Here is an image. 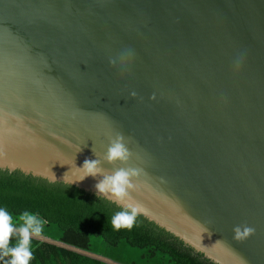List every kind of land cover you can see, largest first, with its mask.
I'll list each match as a JSON object with an SVG mask.
<instances>
[{
	"label": "water",
	"instance_id": "water-1",
	"mask_svg": "<svg viewBox=\"0 0 264 264\" xmlns=\"http://www.w3.org/2000/svg\"><path fill=\"white\" fill-rule=\"evenodd\" d=\"M86 158L143 170L137 219L264 264V0H0V175L122 211Z\"/></svg>",
	"mask_w": 264,
	"mask_h": 264
},
{
	"label": "trees",
	"instance_id": "trees-1",
	"mask_svg": "<svg viewBox=\"0 0 264 264\" xmlns=\"http://www.w3.org/2000/svg\"><path fill=\"white\" fill-rule=\"evenodd\" d=\"M0 207L47 221L42 235L32 237L30 264H214L139 219L117 231L111 218L118 210L25 180L0 175ZM18 240L14 234L10 246Z\"/></svg>",
	"mask_w": 264,
	"mask_h": 264
},
{
	"label": "clouds",
	"instance_id": "clouds-1",
	"mask_svg": "<svg viewBox=\"0 0 264 264\" xmlns=\"http://www.w3.org/2000/svg\"><path fill=\"white\" fill-rule=\"evenodd\" d=\"M131 157L132 153L125 144V137L117 133L111 139L103 161L109 164H116L117 162L127 164ZM103 161L101 159L86 158L83 166L77 167L83 173L78 181H83L87 177H103L95 184L97 195L105 197L123 209L112 216L111 225L113 229L117 231L121 229L130 230L135 225L136 219L143 209L139 203L128 202L129 192L135 188L133 181L141 175L143 170L133 167H120L109 170L102 166ZM52 175L53 179L57 180L53 172ZM46 223L47 221L37 213L23 211L14 217L5 207H0V258L10 256L11 259L7 260L6 264H30L33 259L32 237H40ZM233 232L234 239L239 241L247 238L254 232V229L246 224L237 225L234 227ZM14 234L18 235L19 240L15 246H10Z\"/></svg>",
	"mask_w": 264,
	"mask_h": 264
},
{
	"label": "rangeland",
	"instance_id": "rangeland-1",
	"mask_svg": "<svg viewBox=\"0 0 264 264\" xmlns=\"http://www.w3.org/2000/svg\"><path fill=\"white\" fill-rule=\"evenodd\" d=\"M97 240H98V238H93V239H92V241H97Z\"/></svg>",
	"mask_w": 264,
	"mask_h": 264
}]
</instances>
